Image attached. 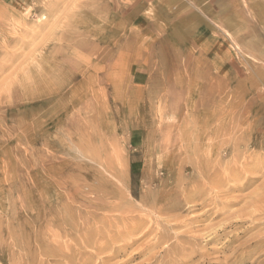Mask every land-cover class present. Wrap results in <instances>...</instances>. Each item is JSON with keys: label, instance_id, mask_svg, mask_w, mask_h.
Masks as SVG:
<instances>
[{"label": "rangeland", "instance_id": "obj_1", "mask_svg": "<svg viewBox=\"0 0 264 264\" xmlns=\"http://www.w3.org/2000/svg\"><path fill=\"white\" fill-rule=\"evenodd\" d=\"M204 7L0 0V264H264V0Z\"/></svg>", "mask_w": 264, "mask_h": 264}, {"label": "crops", "instance_id": "obj_2", "mask_svg": "<svg viewBox=\"0 0 264 264\" xmlns=\"http://www.w3.org/2000/svg\"><path fill=\"white\" fill-rule=\"evenodd\" d=\"M200 1V0H199ZM205 4V11L208 12L209 10L214 9L217 7V9L221 8L224 5H227L229 3V0H202ZM196 3V0H194Z\"/></svg>", "mask_w": 264, "mask_h": 264}, {"label": "bare ground", "instance_id": "obj_3", "mask_svg": "<svg viewBox=\"0 0 264 264\" xmlns=\"http://www.w3.org/2000/svg\"><path fill=\"white\" fill-rule=\"evenodd\" d=\"M229 207H230V206H229ZM236 223H237V222H236ZM222 227H223V226H222ZM229 228H230V227H229ZM218 230H219V229H218ZM213 231H214V230H213ZM223 231H224V230H223ZM218 232H219V231H218ZM224 232H225V231H224ZM210 237H211V236H210ZM193 238L195 239V237H193ZM194 239H193V240H194ZM193 240H192V241H193ZM251 242H252V241H251ZM254 243H255V242H254ZM254 245H255V244H254ZM248 246H249V245H248ZM237 251L239 252V250H237ZM240 252H242V251H240ZM237 254H238V253H237ZM241 254L243 255V252H242ZM241 254L239 253L238 256H239V255L241 256ZM199 255H201V254H199ZM199 255H198V256H199ZM244 255H245V254H244ZM201 256H202V255H201ZM203 256L206 257L207 255L205 254V255H203ZM236 256H237V255H236ZM236 256H235V257H236ZM203 258H204V257H203ZM228 258H229V257H228ZM230 258H231V257H230ZM230 261H231V260H230ZM226 262L229 263V260L226 261Z\"/></svg>", "mask_w": 264, "mask_h": 264}]
</instances>
